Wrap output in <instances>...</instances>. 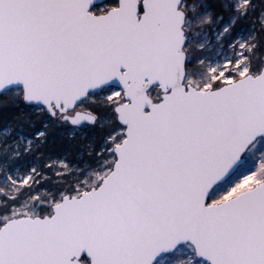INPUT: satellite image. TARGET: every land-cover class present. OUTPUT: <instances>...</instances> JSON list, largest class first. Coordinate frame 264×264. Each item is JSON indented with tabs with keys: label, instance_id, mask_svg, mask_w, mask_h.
I'll use <instances>...</instances> for the list:
<instances>
[{
	"label": "snow or ice",
	"instance_id": "1",
	"mask_svg": "<svg viewBox=\"0 0 264 264\" xmlns=\"http://www.w3.org/2000/svg\"><path fill=\"white\" fill-rule=\"evenodd\" d=\"M0 264H264V0H0Z\"/></svg>",
	"mask_w": 264,
	"mask_h": 264
}]
</instances>
